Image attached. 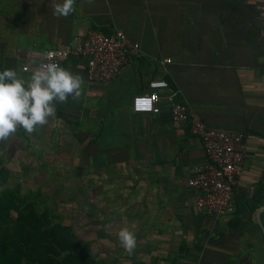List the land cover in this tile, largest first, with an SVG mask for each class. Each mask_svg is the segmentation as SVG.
Segmentation results:
<instances>
[{"label":"crops","instance_id":"obj_1","mask_svg":"<svg viewBox=\"0 0 264 264\" xmlns=\"http://www.w3.org/2000/svg\"><path fill=\"white\" fill-rule=\"evenodd\" d=\"M57 3L0 0V71L27 81L36 70L30 53L63 48L91 30L121 29L139 45L106 84L85 82L82 60L66 62L83 77L81 95L57 103L38 128L69 132L76 151L58 153L71 154L94 186L122 188L109 218L116 228L122 222L117 233L135 232L139 258L128 262L264 264V0H75L68 17L53 15ZM159 80L208 127L244 135L232 214L190 206L186 180L204 155L189 125L175 129L163 101L158 114L132 112L133 96Z\"/></svg>","mask_w":264,"mask_h":264},{"label":"rangeland","instance_id":"obj_2","mask_svg":"<svg viewBox=\"0 0 264 264\" xmlns=\"http://www.w3.org/2000/svg\"><path fill=\"white\" fill-rule=\"evenodd\" d=\"M68 135L67 131L48 129L28 134L18 127L10 138L0 141V173L4 175L0 192L12 194L19 209L30 207L36 220L34 225L30 223V230L48 250V264H130L127 257L132 255L138 260L134 252L128 254L124 250L114 230L115 220L109 218L122 188L94 186L92 176L78 171L73 159L66 157L71 154L61 156L58 151H76L68 145ZM98 202L100 207L95 204ZM37 212L43 213L40 217L46 214L56 224L46 232H38ZM68 229L69 238L61 239ZM67 239L74 248L63 244ZM77 243L84 250L80 248L78 252Z\"/></svg>","mask_w":264,"mask_h":264},{"label":"built area","instance_id":"obj_3","mask_svg":"<svg viewBox=\"0 0 264 264\" xmlns=\"http://www.w3.org/2000/svg\"><path fill=\"white\" fill-rule=\"evenodd\" d=\"M138 51L139 45L131 43L124 30L117 29L110 34L91 30L68 46L35 51L28 58L35 63L36 70L41 62L51 61L63 67L72 58L82 60L84 81L98 85L114 80ZM21 70L29 72L30 66L26 64ZM161 101L167 104L172 126L182 129L189 125L203 151V164L186 180V186L192 190L190 206L214 216L232 214L234 191L245 159L244 135L208 127L198 115L189 112L178 92L170 89L164 80L149 82L148 92L133 96L131 110L133 113L158 114Z\"/></svg>","mask_w":264,"mask_h":264},{"label":"clouds","instance_id":"obj_4","mask_svg":"<svg viewBox=\"0 0 264 264\" xmlns=\"http://www.w3.org/2000/svg\"><path fill=\"white\" fill-rule=\"evenodd\" d=\"M91 2V0H90ZM75 12V0H62L53 8V15L68 17ZM83 77L55 62H41L30 79L18 77L16 70L0 71V141L22 127L28 134L49 123L55 116L56 104L66 103L69 96L81 95ZM118 239L128 254L137 246L135 232L121 229Z\"/></svg>","mask_w":264,"mask_h":264},{"label":"trees","instance_id":"obj_5","mask_svg":"<svg viewBox=\"0 0 264 264\" xmlns=\"http://www.w3.org/2000/svg\"><path fill=\"white\" fill-rule=\"evenodd\" d=\"M3 177L1 172L0 181ZM11 195L9 192H0V264H48L46 258L48 250L42 246V243L30 230V223L34 225L36 221L33 214L30 213V207L28 206L24 210L19 209L15 198ZM22 200H20V204ZM39 214L43 213H35V216L40 219L38 232H46L48 228L56 224L53 219L50 221L46 214L41 217ZM58 230L59 228L55 227L54 231L58 232ZM70 234L71 230L68 229L64 235H61V239L69 238ZM55 241L58 242V240ZM70 241L67 239L63 242L68 249L74 248ZM77 245L79 246L78 252H81V249L84 250L81 244L77 243Z\"/></svg>","mask_w":264,"mask_h":264}]
</instances>
